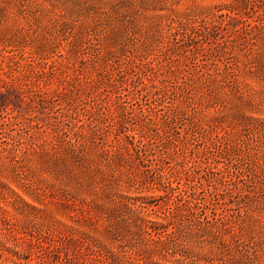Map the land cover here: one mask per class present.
<instances>
[{
    "label": "rangeland",
    "instance_id": "1",
    "mask_svg": "<svg viewBox=\"0 0 264 264\" xmlns=\"http://www.w3.org/2000/svg\"><path fill=\"white\" fill-rule=\"evenodd\" d=\"M176 107L203 139L175 141ZM119 130L150 136L157 170L213 197L207 213L252 212L237 241L261 255L264 0H0V264H175L111 221L128 217L120 194L170 203L112 183L97 149ZM196 234L179 239L183 264H224Z\"/></svg>",
    "mask_w": 264,
    "mask_h": 264
},
{
    "label": "trees",
    "instance_id": "2",
    "mask_svg": "<svg viewBox=\"0 0 264 264\" xmlns=\"http://www.w3.org/2000/svg\"><path fill=\"white\" fill-rule=\"evenodd\" d=\"M145 116L144 124L151 125L155 120L154 111ZM172 120L171 129L175 133V141H181V128L186 127L190 135L195 138H201L206 135L196 122L195 116L189 114L182 107H176L173 114L169 116ZM181 126V127H180ZM200 136H197L199 135ZM150 136L146 133L127 134L126 131H117L113 142L107 148H98V157L103 160L110 168L112 183L121 190L123 181L128 188L133 187L136 190H144L148 186H153L156 190L163 193L162 197L168 198L169 204H164L159 209H149L142 201V197L131 198L129 195L120 194L121 201L118 200V209L128 217L124 219L117 212H112L114 217L111 221L117 222L116 225L135 227L136 235L143 242V251H153V247L158 245L168 253V246L174 248L170 251L171 261L175 264H183L187 259L193 256L191 248L180 247L181 239L187 240L191 235V230L197 232L198 242L212 247V256H228L224 264H256L259 256L264 258V248H260V254L252 252L247 247L240 245L237 241L238 229H244L247 226L246 220L252 212L228 214L225 210L221 213L214 211L207 213L211 206L214 205V199L210 197H201V193L190 183L192 173L185 171L187 183L190 192L184 190L185 187L178 185L173 186L172 176L160 173L154 165V155L151 153L152 143L148 140ZM158 144V143H157ZM76 159L83 158L81 151L82 145L67 146ZM184 172V173H185ZM179 175L180 172L174 173ZM201 178H204L202 175ZM207 179V178H205ZM221 181L228 186L226 181ZM205 196V195H203ZM199 197V198H198ZM203 202L201 216L196 213L197 207ZM158 206V205H154ZM155 216V219H152ZM180 239V240H179ZM147 246V247H146ZM234 250L239 253L233 252ZM167 259V257H164ZM136 261V260H135ZM209 262L213 261L211 257ZM138 263V262H137Z\"/></svg>",
    "mask_w": 264,
    "mask_h": 264
}]
</instances>
